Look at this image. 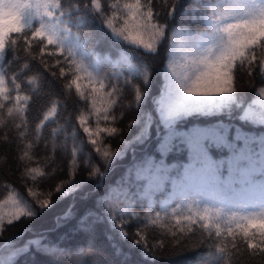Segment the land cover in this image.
Wrapping results in <instances>:
<instances>
[{"label":"trees","instance_id":"16d2710c","mask_svg":"<svg viewBox=\"0 0 264 264\" xmlns=\"http://www.w3.org/2000/svg\"><path fill=\"white\" fill-rule=\"evenodd\" d=\"M31 2L36 4L40 0ZM65 2L68 3L70 0ZM120 2L122 5L125 0ZM144 2L145 0H142V3ZM163 2L164 0H157V9L161 8ZM168 10H171L170 3ZM188 14H191L190 11ZM198 15L203 17L205 13L199 9ZM187 18L186 15L185 21ZM176 19L177 23L168 30L167 42L159 56L146 53L143 47L133 44L131 39L128 41L120 39L112 43L110 33L107 34V30L99 21L94 25L97 33L107 35V39L99 43L89 36L88 29L77 31L73 27V34L69 39L75 40L79 37L84 45V51L91 53L85 59V63L98 59L97 67L101 75L118 77V81L113 79L114 85L118 83L122 86L125 78L131 81L127 91L118 86L111 97L110 89L100 88L95 73L90 77L85 71L78 72L75 65L69 68L65 63L66 75L61 77L60 66L56 64L57 59H62L60 53L55 47L46 44L38 46V37L33 39L29 35L28 42L21 40L16 46L9 45L10 49L15 47L16 50L12 53L10 62L0 61V65L8 77L16 74L17 82L22 84L20 94L30 96L31 100L26 109V118L23 114L25 110L20 109L15 101L8 104V107L13 108L11 114L7 112V108L0 111V141L6 135L16 141L11 145H0V260L5 261V264H75L77 259L75 251L54 256L50 252L43 253L40 249L53 245L71 249L80 246L82 237L73 229L85 208L95 205L110 189H114L121 177L150 151L152 139L145 137V141L135 142L143 128V124L137 122L142 120L147 111L154 109L152 101L159 95L161 85L152 87L148 99L141 100L143 108L137 107L135 92L142 84L143 76L128 71L124 58L127 57L137 69L143 71L148 68L151 72L152 68L159 69L162 64H166L165 55L168 57L175 27L182 33H185V29L189 33H195L208 27L203 19L201 27L182 23L179 16ZM114 23L118 28H126L125 34L130 33L133 38H143L145 41L150 38L148 33L138 37L134 29L124 25V18L119 14ZM40 47L44 48L43 52L40 51ZM258 54L263 56V52ZM33 56L36 59H32ZM45 63L49 66L47 71L44 68ZM53 72L55 76L52 75ZM76 76L80 79L74 84L71 83ZM160 79L162 81L163 77ZM29 80L31 83H28ZM259 87L261 86L252 88L248 79L244 77L243 87L235 94L236 103L230 109L179 122L182 127L192 124L201 126L220 124L228 129L230 139L235 135L237 128L250 136L253 160L257 169L253 173L252 182L222 185L216 190L189 189L183 194L169 183L150 200L133 202L129 211L125 210L127 202L121 201L115 205V215L123 218L116 220L117 227L114 226V221L105 215L104 224L97 229V244L104 250L105 258L110 264H264V252L258 248L247 247L249 240L253 244H259L264 240L259 234L260 229H249L248 235H244V227L249 219H264V172L259 171L261 152L264 151V124L253 118L239 119L244 115ZM141 91L143 92V88ZM0 103L7 101L0 98ZM105 108L108 109L110 117H115L114 121L110 119L105 122L96 114L97 109L103 113ZM44 116L50 119L39 130L40 147L43 148L44 140L48 141L50 149L55 147L53 131L60 138L61 154L58 158L53 157L56 159L54 168L48 166L42 151L37 154L29 147L30 142L36 141L37 125ZM80 117L84 118V125L80 124ZM25 122L27 123L24 129L25 138L17 140L16 125ZM84 126L93 134L99 128L117 127L119 131L112 137H108L105 132L99 133L98 136H89L84 133ZM72 131H75V136H68V151H64V135ZM91 139L97 140L96 147H100L101 151L106 146L111 153H119L113 158L114 162L109 165V171L98 188L95 180L88 179L89 171L99 159L89 143ZM16 144H20L21 147L17 149ZM73 148L76 150L75 157L71 155ZM211 153L214 158L227 154L215 148L211 149ZM49 155H52L51 151ZM105 159L107 161V158ZM167 162L169 164L186 162V156L172 154ZM29 168H36L39 171L47 169L52 175L41 178L37 173L29 172ZM70 170L77 172L73 177L77 183L76 190L59 200L53 196L55 203L50 208L39 210V205L49 198L50 191H54L56 186L67 184ZM86 195L87 201L84 200ZM34 205L38 211L36 216L14 219L18 208L32 210ZM102 209L103 205L100 204L97 210L99 212ZM66 213L68 222L58 227V217H63ZM9 220H12L11 224L8 223ZM122 232L128 233L127 240L122 236ZM138 232L140 236L147 238L149 245L163 243L164 247H157L150 258L144 257L141 255V248L134 243L137 238L135 234ZM173 233L188 238L187 242L176 245L171 240ZM204 240L208 242L201 248V242ZM234 244L237 247L234 248ZM87 264H93V261L90 259Z\"/></svg>","mask_w":264,"mask_h":264},{"label":"snow or ice","instance_id":"6c2138e0","mask_svg":"<svg viewBox=\"0 0 264 264\" xmlns=\"http://www.w3.org/2000/svg\"><path fill=\"white\" fill-rule=\"evenodd\" d=\"M169 3L171 4L170 11L168 10ZM201 8L205 12L203 17L198 15ZM118 14L124 18V25L134 29L138 37H143L145 33H148L150 38L145 41L143 38L131 37L130 33L126 35V28H118L114 23ZM186 15L188 16L187 21H185ZM177 16L180 17V22L192 24L193 27H201L202 19L207 22L208 27L203 33H189L185 29L188 55L194 57L193 63L196 62L195 57H201L205 70L200 72L195 79H191L187 75L177 76L172 70L175 61L168 59L167 55L165 59H168V63L162 64L159 69L152 68L151 72L148 68L143 71L137 69L127 57L124 58L128 71L143 76V82L135 92L137 107L143 108L141 100L146 101L150 96V89L161 85L158 98L152 101L154 109L147 111L142 120L137 122L142 123L143 128L135 142H143L147 137L152 139V147L144 159L121 177L114 189H110L108 194L95 205L85 208L73 229L82 237L80 246L71 249L53 245L40 249L41 252H50L54 256H59L65 252L75 251L77 255L75 264H87L90 259L93 264H110L105 258L104 250L97 244V229L104 224L105 215L110 217L114 221V226L117 227L116 220L123 218L115 215V205L120 204L121 201L127 202L125 210L129 211L133 202L150 200L155 193L162 191L169 183L183 194L189 189L216 190L222 185L231 186L234 183L252 182L253 173L257 169L255 168L256 162L253 160L250 136L237 128L235 135L230 139L228 129L220 124L209 126L192 124L182 127L179 122L230 109L236 103L235 94L241 91L244 77L248 79L252 88L261 86L259 94L264 96V56L258 54L264 52V0H260L259 3L255 0L251 2L199 0L198 3L197 0H164L160 9H157V0H145L144 3L142 0H125L122 5L120 0H115V2L111 0H70L68 3L65 0H40L36 4H33L31 0H0V61L10 62V57L16 49L15 47L10 49L9 45L16 46L21 40L28 42L29 35L33 39L38 37V46L46 44V46L55 47L60 53L62 59H57L56 64L60 66L61 77L66 75L65 63L69 68L75 65L78 72L85 71L90 77L95 73L100 88L110 89L109 97L118 86L127 91V86L131 84V81L125 78L122 86L118 83L114 85L113 79L118 81V77L113 78L109 74L101 75L97 67L98 59L85 63V59L91 53L84 51V45L79 37L75 40L69 39L73 34V27L77 31L88 29L89 36L99 43L107 39L106 34L97 33L94 27L99 21L107 30V34L110 33L112 43L120 39L124 41L131 39L133 44L143 47L146 53L159 56L167 42L168 30L177 23ZM40 51L43 52L44 48L40 47ZM78 58L79 62H77ZM32 59L36 57L33 56ZM48 67L45 63V71ZM52 75L55 76V72ZM160 77H163L162 81ZM78 79L80 77L76 76L71 83H76ZM28 83H31V80ZM21 90L22 84L17 82L16 74L8 77L0 65V98L7 101V103H0V111L7 108V112L11 114L13 108L8 107V104L15 101L20 109L25 110L23 114L26 118V109L31 97L22 96ZM77 91H79V85H77ZM236 106L239 107L238 104ZM96 114L101 116L105 122L110 119L115 120L114 116L110 117L106 108L103 113L97 109ZM248 115L246 111L239 119L246 120ZM49 119L50 117L44 116L37 125L36 141L30 142L29 147L33 148L37 154L42 151L45 160L48 161V166L54 168L56 159L53 157L58 158L61 154L60 138L56 136V132L52 133L55 147L50 149L47 140L43 141V148L40 147L39 130ZM79 122L84 125V118L80 117ZM259 123L264 124V113L260 114ZM26 127V122L16 125L17 140L25 138L24 129ZM83 131L89 136H98L99 133L105 132L108 137H112L119 130L117 127L99 128L93 134L88 127H84ZM69 135L75 136V131L64 135V151H68ZM15 143L16 141L7 135L0 141V145ZM89 143L99 159L89 171L88 179L95 180L98 188L109 171V165L114 162L113 158L119 153H111L106 146L101 151L100 147H96V139H91ZM20 147V144H16L17 149ZM213 148L227 154L214 158L211 153ZM172 154L186 156V162L169 164L167 161ZM71 155L76 156L74 148L71 150ZM261 157L259 171L264 172V151L261 152ZM28 171L37 173L41 178L52 175L47 172V169L39 171L36 168H29ZM76 174V170H70L67 184L56 186L54 191H50L49 198L39 205V210L50 208L55 203L53 196L59 200L73 193L77 188V183L73 179ZM87 199L88 195L84 197L85 201ZM100 204L103 205V209L98 212ZM35 208V205L32 210L18 208L14 219L36 216L38 211ZM67 222V213L63 217H58V227ZM8 223L11 224L12 220ZM254 228L260 229L259 234L264 237V219H249L244 227V235L247 236L249 229ZM121 234L125 240L128 239L127 232ZM135 235L137 238L134 243L141 248V255L146 258H150L157 247H164L163 243L149 245L147 238L140 236L139 232ZM216 235L219 236V233ZM171 240L179 246L186 243L188 238L173 233ZM207 242V240L202 241L201 248ZM233 247L237 245L234 244ZM247 247L249 249L258 248L264 252V240H261L259 244H253L249 240ZM0 264H5V261L0 260Z\"/></svg>","mask_w":264,"mask_h":264},{"label":"rangeland","instance_id":"374dc122","mask_svg":"<svg viewBox=\"0 0 264 264\" xmlns=\"http://www.w3.org/2000/svg\"><path fill=\"white\" fill-rule=\"evenodd\" d=\"M240 2H251V0H240ZM255 2L259 3L260 0H255ZM201 9L203 10V8ZM205 31L206 30H201L199 32H195L194 34L203 33ZM187 43L191 42L187 41ZM188 52L189 49L186 47V34L182 33L178 27H175L172 32L167 58L175 61L172 70L177 76L183 77L187 75L190 76L191 79H195L200 72L205 70L204 65L201 63V57H195L196 62L193 63L194 57L188 55ZM168 59L166 64L168 63ZM189 82H191V80H189ZM259 93L260 87L253 95L248 107L245 110V112L247 111L249 114L248 118L259 120L260 114L264 113V96ZM158 96L156 98H158Z\"/></svg>","mask_w":264,"mask_h":264}]
</instances>
